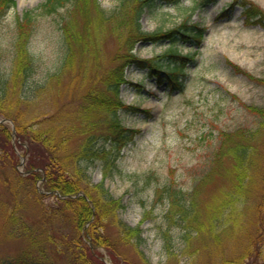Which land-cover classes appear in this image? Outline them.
Returning <instances> with one entry per match:
<instances>
[{"label":"rangeland","instance_id":"1","mask_svg":"<svg viewBox=\"0 0 264 264\" xmlns=\"http://www.w3.org/2000/svg\"><path fill=\"white\" fill-rule=\"evenodd\" d=\"M45 0H16L0 19V80H8L14 69L16 41L20 31L18 18L28 12L31 25L25 32L26 49L32 56V72L26 85L42 83L60 68L66 54L61 27L71 23L76 30H84L88 20L69 4L57 13L45 14L41 5ZM179 6L166 1H156L145 9L141 17L142 28L148 33L168 30L182 19H188L205 28L200 45L178 44V53L194 54V60L186 62L183 73L178 74L181 85L173 90L165 82H159L146 70L130 67L127 69V83L121 88V97L131 107L120 110L121 124L135 129L138 133L122 151L109 176L104 179V187L114 198L121 199L124 208L118 217L130 226L140 225L142 241L136 247L132 242L117 244L116 254H122L133 264H218L220 257H234L240 254L245 236L238 234L230 238L225 231L216 243H208L201 235L189 244L183 243L184 223L172 209L170 189H181L186 202L195 203L197 221L205 222L210 210H216L222 196L233 189L234 177L231 169L232 155L223 156L227 147L237 144V138L258 127V119L247 110V106L264 107V27L246 25L241 6L233 0H180ZM252 3L264 12V0H243ZM233 2L232 8L228 5ZM237 2V1H236ZM101 7H115V0H100ZM226 14L220 16L222 11ZM73 29V28H72ZM72 31V30H71ZM102 66H108L116 52V39L110 32H104L99 41ZM168 42L138 44L135 53L142 59H155L161 64L162 72L168 69L172 58L165 56ZM100 62V61H99ZM90 64L85 55H73V64ZM234 64L237 68H232ZM72 72L74 75L77 72ZM159 74L160 79L164 78ZM247 74L254 81L247 78ZM70 74L62 75L60 90L56 99L50 93L41 95L33 108L25 110V120L33 112L45 113L59 109H71L78 97L63 92L70 81ZM54 85V82H53ZM87 85L85 82L79 91ZM67 92L70 94L72 91ZM24 107L20 106V110ZM10 129V123H6ZM228 134V142L222 136ZM0 135H2L0 133ZM77 141L72 139L69 150L75 149ZM256 155L249 170L253 181L246 186L239 205L242 226L247 234L253 231L252 221L256 217L255 207L264 200L262 175L264 168V135L261 133L255 142ZM11 146L0 136V151L8 153ZM12 147V146H11ZM14 147V148H13ZM17 159L0 160V261L19 258L27 249L24 238L8 236L9 226L3 219L14 203L17 213L31 228L47 230L55 237H69L72 227L53 214L57 204L52 197L36 201L34 188L42 187L40 181L16 179L14 168L23 174L29 156L13 144ZM34 161L43 155L41 146L36 144ZM30 152V150H29ZM2 152H0V155ZM28 156V157H27ZM24 158L21 166L20 158ZM44 160V159H41ZM92 183L103 180L104 169L101 160L88 166ZM193 199V200H192ZM50 215L43 218L44 209ZM46 210V211H48ZM172 210V211H171ZM263 215L264 204L260 212ZM56 218V219H55ZM223 229V227H221ZM220 228V229H221ZM48 232V231H47ZM114 237V226L107 224L103 230ZM41 235V234H40ZM45 235V234H44ZM42 234L41 239L44 238ZM46 236V235H45ZM169 237L173 256L165 249L164 237ZM264 249V244L262 245ZM99 258L112 263L110 253L102 248L96 250ZM139 251L144 259L139 257ZM264 251V250H263ZM59 264L65 261L56 260ZM57 263V264H58ZM242 264H264L261 255L247 258Z\"/></svg>","mask_w":264,"mask_h":264},{"label":"trees","instance_id":"2","mask_svg":"<svg viewBox=\"0 0 264 264\" xmlns=\"http://www.w3.org/2000/svg\"><path fill=\"white\" fill-rule=\"evenodd\" d=\"M117 5L111 9H101L97 0H45L41 5L43 13H56L58 9L70 4L75 15L80 14L88 18L84 30L74 29L71 23H64L61 27L66 54L64 61L57 72L47 77L45 81L33 86L26 85L32 70V56L26 49L25 32L31 25V15L26 12L18 18L20 31L16 42L14 69L8 80H0V115L14 121L16 134L19 140L27 143L30 150L26 167V177L29 180H42V189L46 193L39 194L34 188L36 201L42 202L46 197H53L55 206L48 207L53 210L56 218L69 221L72 233L69 237H55L50 234L49 228L38 231L28 226L17 213L14 203L11 210L3 216L5 225L9 226L8 236L24 238L27 249L19 258L0 261V264H57L65 261L67 264H104L98 257V248L107 250L113 264H133L122 254L114 253L117 244L132 242L136 247L142 241L140 225L130 226L118 217V211L124 208L121 199L114 198L104 187V181L92 183L87 172L88 166L97 160L103 162L104 178H107L116 162L120 158L121 149L127 146L137 133L136 130L121 125L117 111L125 108L120 94V88L127 82L126 69L130 66L145 68L149 73L158 76L159 64L154 60H143L133 52L139 42H169L168 55L174 58L169 69L165 71L164 79L172 88L179 87L178 73L185 68V61L193 57L190 53L182 55L177 53L178 43H190L192 46L200 44L204 38L205 29L198 24L182 19L178 25L166 31L158 30L153 33L145 32L140 25V18L146 8L153 5L156 0H116ZM178 3L179 0H167ZM209 0H205L207 2ZM15 5V0H0V19L5 12ZM246 24H259L264 26V12L252 3L242 1ZM224 11L220 16L225 14ZM73 28V29H72ZM72 30V31H71ZM104 32L113 33L116 38V52L108 66H102L100 59V37ZM85 55L91 60L90 64L75 66L73 55ZM100 61V62H99ZM232 68H237L231 64ZM75 75L72 73L74 70ZM162 69V68H161ZM65 73L70 74V81L63 92L72 97H78L71 109H59L45 113H35L25 120L26 109L35 107L41 95L48 93L58 98L61 78ZM247 78L254 81L247 74ZM54 82V85H53ZM87 85L82 91L78 86ZM264 82V81H261ZM264 84V83H263ZM72 91V93H68ZM20 106L24 109L20 110ZM247 110L258 119V127L247 134L240 136L237 144L227 147L223 156L232 155L234 164L231 174L234 177L233 189L225 193L216 210H210L205 222L197 221L195 203L183 199L181 189H170L168 194L172 209L177 215L185 233L183 243L189 244L192 239L201 235L208 243L219 241L223 230L230 226L225 233L230 238L242 234L240 254L234 257H220L218 264H242L247 258L261 255L264 260V224L263 215L260 214L264 200L256 205V217L252 221L253 231L247 234L243 229L239 205L243 204L247 184L253 181L249 170L254 163L256 155L255 142L261 133L264 135V107L247 106ZM24 111V112H23ZM0 135L5 142H10V132L7 127L0 125ZM229 135L224 134L221 139L228 142ZM75 139L76 147L67 148V144ZM36 144L41 146L43 155L34 161ZM22 147V144H19ZM34 148V149H33ZM25 150V149H24ZM0 155V160L17 159L14 150L10 148ZM44 159V160H41ZM261 180L264 192V168ZM16 179L21 176L15 171ZM24 177V178H26ZM23 178V179H24ZM44 209L43 218L50 215ZM48 210V211H46ZM172 211V210H171ZM55 218V219H56ZM107 224L114 226L116 234L109 237L103 230ZM223 227V229L221 228ZM221 228V229H220ZM48 231V232H47ZM43 234L44 238L40 236ZM165 249L169 257L173 256L169 237L165 236ZM211 241V242H210ZM218 241L216 243H218ZM139 257L144 259L139 251ZM59 264V263H58Z\"/></svg>","mask_w":264,"mask_h":264}]
</instances>
